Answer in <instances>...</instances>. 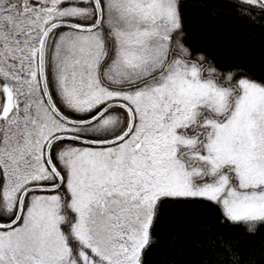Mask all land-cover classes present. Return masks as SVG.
I'll list each match as a JSON object with an SVG mask.
<instances>
[{
	"label": "snow or ice",
	"instance_id": "snow-or-ice-1",
	"mask_svg": "<svg viewBox=\"0 0 264 264\" xmlns=\"http://www.w3.org/2000/svg\"><path fill=\"white\" fill-rule=\"evenodd\" d=\"M181 3L0 0V264H145L174 204L264 224V82L186 46Z\"/></svg>",
	"mask_w": 264,
	"mask_h": 264
},
{
	"label": "trees",
	"instance_id": "trees-1",
	"mask_svg": "<svg viewBox=\"0 0 264 264\" xmlns=\"http://www.w3.org/2000/svg\"><path fill=\"white\" fill-rule=\"evenodd\" d=\"M222 8L228 14L218 11ZM181 14L185 43L194 53H205L222 67L242 66L264 82V28L239 17L228 0H182ZM170 212L171 223L158 228L145 264H264V224L249 232L243 223H221L218 211L197 203L174 204ZM221 237L231 242V255L209 243L218 244Z\"/></svg>",
	"mask_w": 264,
	"mask_h": 264
}]
</instances>
